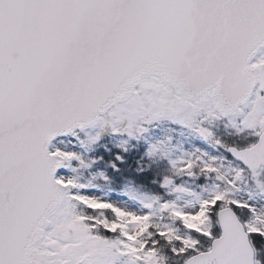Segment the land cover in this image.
I'll list each match as a JSON object with an SVG mask.
<instances>
[{
  "label": "snow or ice",
  "instance_id": "6c2138e0",
  "mask_svg": "<svg viewBox=\"0 0 264 264\" xmlns=\"http://www.w3.org/2000/svg\"><path fill=\"white\" fill-rule=\"evenodd\" d=\"M0 264H264V0H0Z\"/></svg>",
  "mask_w": 264,
  "mask_h": 264
}]
</instances>
